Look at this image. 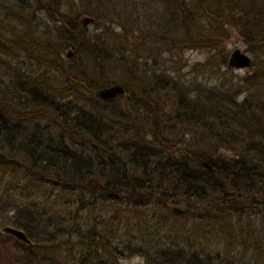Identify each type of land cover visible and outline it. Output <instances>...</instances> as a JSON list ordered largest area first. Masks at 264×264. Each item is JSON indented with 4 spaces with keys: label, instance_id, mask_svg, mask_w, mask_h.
<instances>
[{
    "label": "trees",
    "instance_id": "1",
    "mask_svg": "<svg viewBox=\"0 0 264 264\" xmlns=\"http://www.w3.org/2000/svg\"><path fill=\"white\" fill-rule=\"evenodd\" d=\"M0 151L6 263L264 264V0H0Z\"/></svg>",
    "mask_w": 264,
    "mask_h": 264
},
{
    "label": "water",
    "instance_id": "2",
    "mask_svg": "<svg viewBox=\"0 0 264 264\" xmlns=\"http://www.w3.org/2000/svg\"><path fill=\"white\" fill-rule=\"evenodd\" d=\"M82 23L86 24L91 20L89 16H83L81 18ZM71 51L67 50L66 55H70ZM251 57L246 51H242L238 47H234L229 51L227 63L234 68H245L250 65ZM124 93V88L119 83H112L109 85H104L96 90V95L102 99L113 98ZM9 160V157L4 151H0V163L6 162ZM173 210L177 212H182L183 210L178 206H173ZM6 233H9L23 242H29L28 237L25 233L14 226L6 225L2 228Z\"/></svg>",
    "mask_w": 264,
    "mask_h": 264
},
{
    "label": "rangeland",
    "instance_id": "3",
    "mask_svg": "<svg viewBox=\"0 0 264 264\" xmlns=\"http://www.w3.org/2000/svg\"><path fill=\"white\" fill-rule=\"evenodd\" d=\"M91 22V21H90ZM88 22L87 26L89 28L92 27V23ZM234 47H238L239 49H241L242 51H246L245 49V44L243 41H241L240 39L236 38L235 36H231L230 39L228 40L227 43V49L228 52L233 49ZM67 52V49H66ZM250 57L252 58V55L246 51ZM185 56L187 57L188 61H196V60H202L203 57L205 56L204 53L202 51L199 50H190V51H186ZM247 69H249V67H245V68H234L233 70L237 73H243L244 71H246ZM2 170V167L0 165V171ZM97 211V210H96ZM94 213V212H93ZM185 218L182 219H177V222H181L184 221ZM187 220V219H186ZM176 221V220H175ZM191 222L189 221L188 224H190ZM6 225H10L8 223H3V218L0 216V233H4L2 228ZM11 226V225H10ZM199 225L194 223L193 228H197ZM204 228V227H203ZM207 229V228H204ZM201 232V230L199 231V233ZM10 235V234H7ZM6 235V239L2 240L0 239V264H16L14 262H10V263H6L4 261V257L3 255L7 252H10L14 249L12 243H11V238L9 236ZM207 235V234H206ZM11 236V235H10ZM45 250V248H42L40 246H33L29 249L31 250L32 253L37 252L38 250ZM21 250V249H20ZM3 259V261H2ZM119 264H146V262L144 261V259L138 255H132V256H128V257H124L122 259H120Z\"/></svg>",
    "mask_w": 264,
    "mask_h": 264
}]
</instances>
